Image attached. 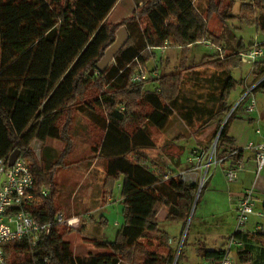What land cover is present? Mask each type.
<instances>
[{"label": "trees", "instance_id": "1", "mask_svg": "<svg viewBox=\"0 0 264 264\" xmlns=\"http://www.w3.org/2000/svg\"><path fill=\"white\" fill-rule=\"evenodd\" d=\"M118 1L0 0V158L18 150L28 163L36 198L42 201L29 207L30 214L38 223L53 220L57 211L51 175L53 167L59 165L56 160L41 167L31 144L48 139L66 141L65 126H60L64 110L77 93L92 88L95 95L83 100L78 109L103 132L93 152L106 161L109 197L113 185L119 183L124 218L112 242L91 241L103 250L101 253L75 255L71 243L59 231L67 228L56 225L34 245L28 239L5 244L6 264H171L173 261L169 237L159 228L156 215L160 208H165V221L180 223L183 229L197 185L183 182L175 176V171L167 173L164 179L146 160L129 158L137 150L154 147L147 129L138 124L139 116L131 107H143V122L160 131L166 128L173 112H178L189 126L194 122L201 128L213 123L220 125L230 109L231 92L240 86L231 71L241 65L242 55L254 44L245 46L238 42L233 54L201 57L214 67L216 73L212 75L217 85L207 94H198L200 102L189 97L182 101L176 96L165 97L158 73L154 78L132 81L138 67L145 70L146 62L154 58L153 51L150 56L148 51L164 44L168 46L170 39L177 47L186 48L210 41L212 36L206 30L196 0H140L145 2L141 17L132 14L121 23L128 33L127 42L102 72L94 70L90 75V70L115 40L116 28L108 25L106 19ZM233 3L231 0L232 6ZM239 11L244 23L253 24L264 36V0L241 3ZM260 46H264V41ZM251 74L253 83L259 81L254 91L264 90V60L252 64ZM231 118L233 112L218 134L214 157L232 158L236 164L241 161L242 150L234 146V140L226 133ZM194 149L207 154L210 147H196L191 152ZM230 153L233 155L229 156ZM104 223L101 216L97 224ZM188 231L187 228L176 264ZM234 237L241 244L234 248L237 264H264V230H247ZM137 249L141 252L135 257ZM198 252L203 262H216L226 255V250L204 247ZM16 255L24 258L17 261Z\"/></svg>", "mask_w": 264, "mask_h": 264}, {"label": "rangeland", "instance_id": "2", "mask_svg": "<svg viewBox=\"0 0 264 264\" xmlns=\"http://www.w3.org/2000/svg\"><path fill=\"white\" fill-rule=\"evenodd\" d=\"M249 1L234 0L232 6L231 0H196V6L204 18L206 30L212 36L210 41L195 43L182 48L174 45L175 41L170 39L162 56L158 50L148 51V56L151 55L150 51H153L154 58L146 62L145 70L150 72L155 67L158 68L157 73L160 74V78L163 80V96H176L180 101H182V98L188 97L199 101L196 97L198 94H207L209 90L217 85L216 79L212 75L216 73L214 67L209 62L203 61L201 57L213 54L224 57L234 53V48L238 42L248 46L249 44H260L264 41V36L260 31L253 24H245L241 17L240 4ZM144 4L145 2L140 0H119L107 17V24L116 28L117 32L122 27L121 23L132 14L141 17ZM142 20L144 24V18ZM209 44L220 51H216ZM261 48L264 49V46ZM252 64V61L243 59L241 65L231 71L232 78L239 82L244 77L252 76ZM207 80H211V84ZM240 91L241 89L236 88L229 97L234 99L230 101L229 109L233 112V117L235 115L234 104L237 103ZM244 92H241L239 98H242ZM252 94H256L258 98V96L264 94V90L257 88ZM94 95V90L87 88L85 92L77 93L75 100L67 105L60 121V126H65L66 141L48 139L43 143H37L38 141H36L31 144V151L41 167L50 166L56 160H59V165L53 167L51 175L52 198L55 210L66 216H80L82 221H85L82 222L84 227H80L78 231L59 229L64 239L71 243V250L75 255H86L89 252L93 254L101 253L103 250L96 248L90 240L112 242L124 219L122 204L119 203L120 193L117 182L112 188V202L107 203L109 195L108 184H106V161L97 157L96 153L93 152L94 148L99 146L103 132L78 109L83 100ZM130 100L135 102V99L130 98ZM137 102L139 101L137 100ZM188 104L187 101L186 106ZM131 108L139 116L138 124L144 125L147 129L154 147L152 149L137 150L129 155V158L132 160L137 158L146 160V164L153 167L160 175H166L172 171H183L185 174L192 172L190 171L192 164L188 163L185 158L191 155L190 152L193 148L210 147L211 149L215 147L218 138L217 133L222 124L226 123L227 119L225 120V118L229 113L228 111L226 116L222 118L220 125L213 123L201 128L198 122H194L192 126H189L188 123L182 120L178 112H173L166 128L160 131L143 122L141 119V115L145 111L143 107L135 105ZM207 163L208 156L205 155L197 164L201 167V170L193 175L198 183L202 180L204 182L192 209L188 224V242L194 233L203 234V239L207 234L215 235L218 236L219 242H225V237L231 229L233 214L226 212L227 210L225 211L223 207L221 213L213 212L209 206L210 192L216 186L215 179L213 180L211 176L215 170L218 172L219 169L214 164V159L205 169ZM40 204H42V201L37 198L32 205L38 206ZM100 206L102 207L97 208ZM100 216L105 218L103 225L97 224ZM255 220L254 217H250L247 226ZM160 223L161 227L167 226H163L162 222ZM167 223L171 224L170 222ZM181 237L182 235L180 240ZM141 242L142 244L146 243V241ZM219 247V245L215 247L208 246V249H219ZM178 248L177 244L172 249L173 261L171 264H176L177 259L175 261V256L176 254L179 255ZM186 248L187 242L182 248L177 264L184 261ZM148 249H154V247L148 246ZM140 252V249L135 250V257L140 256ZM233 255L234 250H231L230 256L234 257ZM23 258V255L15 256L17 261H21Z\"/></svg>", "mask_w": 264, "mask_h": 264}, {"label": "built area", "instance_id": "3", "mask_svg": "<svg viewBox=\"0 0 264 264\" xmlns=\"http://www.w3.org/2000/svg\"><path fill=\"white\" fill-rule=\"evenodd\" d=\"M209 46H212L216 51H220L211 44H209ZM155 49L162 54L166 49V44ZM261 56H264V49L260 47V44H254L250 50L242 55V59L254 62ZM154 77H157L156 70L147 72L143 68L138 67L132 77V81L141 82L147 78ZM258 82L248 86L240 99L241 102L249 97L248 104L244 110L246 114H251L255 110L256 104L252 93ZM246 148L254 151L255 175H258L259 172L264 169V141L258 144L249 143ZM214 149L215 147H212L207 154L194 149L187 158L188 163L192 164V169H190L192 172L185 174V172L179 171L175 173V176H178L183 182L194 183L201 189L204 181L202 180L198 183L195 178H193V175L201 170V167L197 166L199 160L205 155L208 156V163L205 169H207L208 165L212 162V159H214V163L219 164L225 160V158L217 160L214 157ZM9 155L10 154L0 158V264H6L3 253L5 244L15 240L28 239L30 244L34 245L40 238L49 234L51 229L56 225L72 231H78L83 222L80 216H66L62 212H57L51 222L38 223L29 212V207L37 198L34 188V178L28 163L19 155L13 165L8 166L7 159ZM231 155H233V153L229 154V156ZM243 168L244 165L242 162L233 164L230 168L225 170L226 180L228 182L234 181L236 174L242 171ZM164 179H167V174L164 175ZM42 195H46V192H42ZM257 202L253 187H249L243 191L235 210L234 231L228 239L226 255L216 262H201L197 264H237L235 257L230 256L231 249L241 245L240 242L235 239L234 235L247 231L246 226L251 216L264 219V202L261 203V210L256 211ZM257 230H264V228L257 224L253 231Z\"/></svg>", "mask_w": 264, "mask_h": 264}, {"label": "crops", "instance_id": "4", "mask_svg": "<svg viewBox=\"0 0 264 264\" xmlns=\"http://www.w3.org/2000/svg\"><path fill=\"white\" fill-rule=\"evenodd\" d=\"M156 50V49H155ZM160 52V51H159ZM161 54V52H160ZM162 56V54H161ZM264 60V56L258 57L255 61H261ZM161 61V60H160ZM254 61V62H255ZM252 62V63H254ZM160 64V62H159ZM158 65V64H156ZM155 70L158 71V68L155 67ZM153 69V70H154ZM252 75V74H251ZM240 86H238V89H241V92L250 85H253V76H247L241 79ZM238 97L237 103L234 104L235 107V115L233 119L227 123V130L226 133L229 137H231L234 140V146L238 149L242 150V156L241 161L244 165V168L242 171L238 172L236 174V177L234 181L228 182L225 177V170L230 168L234 161L232 158L225 159L222 163H214L218 167V172L215 171L214 174H212L211 178L213 180L215 179L216 186H214V189L212 192H210L209 196V206L211 207V210L213 212L221 213V208H225L226 212H231L233 215L232 222H231V229L230 233L226 235L225 242H219L218 236L207 234L205 236V239L202 238L204 236L201 233H194L191 238L189 239V242L187 241V248L185 252V259L183 262L179 264H197L201 263L202 258L199 255L198 249L204 247L207 250H226L228 245V239L233 234L234 231V224H235V210L237 207L238 200L241 198L243 191L249 187H253L254 190V196L257 199L256 203V211L261 210V203L264 202V169H262L258 175H255V164H254V151L251 149H247L246 146L249 143L258 144L264 141V94H262L258 98L256 97V94L253 95V98L255 100V110L251 114L245 113V107L248 104L249 97L245 98L243 101L240 102V99ZM234 99L229 98V105L230 101ZM231 107V108H234ZM36 141H33L35 143ZM41 143V142H37ZM187 160V158H185ZM180 162V160H179ZM215 176V177H214ZM119 187V183H117ZM112 202L111 197L107 198V203ZM119 203H121V199L119 197ZM103 206V205H102ZM97 207V208H101ZM90 213V211H89ZM161 214V217H160ZM166 216V209L160 208L156 219L159 223V228L163 231H165L169 237L168 245L171 249L175 245L180 243V236L182 235L183 229L180 223L177 222H170L171 224H168V221H165ZM101 217V216H100ZM254 217L256 220L251 222L249 226H246L247 230L253 231L255 225H260L262 228H264V219ZM85 221L83 220V223ZM162 225L166 227H161ZM98 223V222H97ZM84 227L82 224L81 228ZM92 241V240H90ZM170 241V242H169ZM220 246L219 249H208V246ZM231 250H234L232 248ZM235 257V251L234 255Z\"/></svg>", "mask_w": 264, "mask_h": 264}, {"label": "water", "instance_id": "5", "mask_svg": "<svg viewBox=\"0 0 264 264\" xmlns=\"http://www.w3.org/2000/svg\"><path fill=\"white\" fill-rule=\"evenodd\" d=\"M127 40H128V33H127L125 27L122 26L116 32L115 40L106 48V50L103 53V56L94 65V68L92 70H90L89 74L92 75L94 70L97 71V72H102L112 62L114 56L125 45ZM230 112H231V110L227 114V117L229 116ZM227 117L225 118V120L227 119ZM223 125H224V123L222 124L221 128L219 129V131L217 133V136L220 133V130L222 129ZM19 155H20V152L18 150H14L13 152H11V154L8 156V159H7V165L8 166H12L14 161L19 157ZM199 192H200V188L197 187V191H196V194H195L193 205H192L190 214L188 216V219H187V221L185 223V226H184V229H183V232H182V237H181V240H180V243H179L178 253H179V250L181 248L184 236L186 234V231H187V228H188V224H189V221H190V217H191V213H192V209H193L194 204L196 203V200H197ZM177 256H178V254H176V256H175V261L177 259Z\"/></svg>", "mask_w": 264, "mask_h": 264}]
</instances>
